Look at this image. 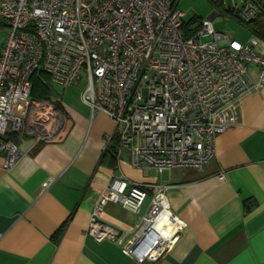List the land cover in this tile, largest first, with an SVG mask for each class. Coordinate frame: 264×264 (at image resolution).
<instances>
[{
	"label": "built area",
	"instance_id": "built-area-1",
	"mask_svg": "<svg viewBox=\"0 0 264 264\" xmlns=\"http://www.w3.org/2000/svg\"><path fill=\"white\" fill-rule=\"evenodd\" d=\"M178 2L0 0V23L8 31L0 49L4 168L21 155L10 137L54 113L51 103L30 98L32 79L41 75L61 88L82 85L81 101L91 117L103 114L114 124L108 146L117 157L128 150L135 168L161 174L207 166L215 138L235 126L238 101L264 84V53L256 37L239 43L233 34L214 31L212 16L186 39ZM261 13L264 0H241L234 15L247 24ZM168 188L112 178L99 193L85 235L119 241V231L101 222L105 206L138 214L149 198L121 250L137 264L159 261L184 227L169 210Z\"/></svg>",
	"mask_w": 264,
	"mask_h": 264
},
{
	"label": "crops",
	"instance_id": "crops-1",
	"mask_svg": "<svg viewBox=\"0 0 264 264\" xmlns=\"http://www.w3.org/2000/svg\"><path fill=\"white\" fill-rule=\"evenodd\" d=\"M248 73L256 81V67ZM52 97L62 107L52 105L62 117L59 138L44 141L28 123L14 135L21 152L15 164L4 168L0 156V264H137L121 248L149 198L138 214L105 206L101 222L119 231V241L85 235L99 193L120 176L168 186L169 210L184 224L167 254L142 264H264V84L238 101L235 126L215 138L207 166L161 174L132 166L128 150L109 153L114 124L91 117L81 92Z\"/></svg>",
	"mask_w": 264,
	"mask_h": 264
},
{
	"label": "rangeland",
	"instance_id": "rangeland-1",
	"mask_svg": "<svg viewBox=\"0 0 264 264\" xmlns=\"http://www.w3.org/2000/svg\"><path fill=\"white\" fill-rule=\"evenodd\" d=\"M240 7L241 0H179L177 4L178 11L183 14L182 21L184 23H189L190 21L197 23L212 16L214 31L233 34L237 42L246 43L252 37V34L245 25L234 17V13ZM232 10H234V13H230ZM7 34L6 28L0 29V47L6 40ZM81 88L82 85L63 90L59 86L52 85V95L66 101V99L75 97L78 92H81ZM61 118L59 112L54 109L52 116L41 117L37 120V126L33 125L28 131L35 136H39L44 141L57 140L61 129V122L59 121Z\"/></svg>",
	"mask_w": 264,
	"mask_h": 264
},
{
	"label": "trees",
	"instance_id": "trees-1",
	"mask_svg": "<svg viewBox=\"0 0 264 264\" xmlns=\"http://www.w3.org/2000/svg\"><path fill=\"white\" fill-rule=\"evenodd\" d=\"M218 1V0H216ZM232 13V12H230ZM235 17V16H234ZM250 31L253 37H256L260 42L264 43V13L259 14L254 20L250 23L243 24ZM6 25L0 23V29L5 28ZM198 28V22L190 21L189 23H184L181 27L183 36L187 39L196 33ZM30 98L33 102H49L62 111V107L59 102L52 97V89L48 78L45 75H41L37 78L32 79V86L30 92ZM14 143L16 142V136H11L10 138ZM113 149L110 148L109 153L112 154ZM114 153V152H113ZM114 156V154H113ZM249 205H245V210L249 211Z\"/></svg>",
	"mask_w": 264,
	"mask_h": 264
}]
</instances>
